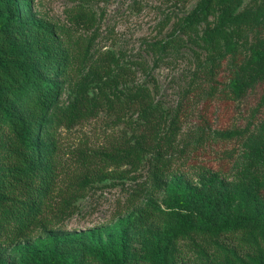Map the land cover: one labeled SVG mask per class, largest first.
Listing matches in <instances>:
<instances>
[{
  "label": "rangeland",
  "instance_id": "1",
  "mask_svg": "<svg viewBox=\"0 0 264 264\" xmlns=\"http://www.w3.org/2000/svg\"><path fill=\"white\" fill-rule=\"evenodd\" d=\"M28 1L30 15L62 27L69 52L53 108L73 109L75 114L71 123H61L55 131V193L66 201L58 217L55 211L46 213L45 224L37 223L26 237L0 242V262L13 264L20 250L47 248L54 240L117 239L119 220L151 194L156 143L167 132L173 145L167 153L169 177L196 179L203 167L233 177L242 146L264 123V58L255 57L257 49H264V34L246 26L228 28L243 53L246 85L235 100L224 94L208 98V75L224 82L231 67L230 58L217 59L224 52L222 42L204 40L218 25L221 6L187 29L202 0ZM243 13L262 15L264 27V0H240L232 14ZM169 39L173 44L161 46ZM213 60L218 65L210 73ZM138 91L147 92L156 108L153 124L132 100ZM86 105L91 111L80 117L77 110H86ZM179 107V125L170 128ZM222 129L231 137L214 136ZM118 140L123 151L130 150L128 156L109 162L103 173L87 176L84 156L108 157L110 145ZM223 240L227 247L215 262L185 249L183 260L174 264H236L240 256L229 251L233 243Z\"/></svg>",
  "mask_w": 264,
  "mask_h": 264
},
{
  "label": "trees",
  "instance_id": "2",
  "mask_svg": "<svg viewBox=\"0 0 264 264\" xmlns=\"http://www.w3.org/2000/svg\"><path fill=\"white\" fill-rule=\"evenodd\" d=\"M239 1L202 0L186 22L188 29L212 7H222L218 25L204 40L221 41L224 52L217 59L230 58L231 67L224 82L208 75V98L224 94L235 100L246 85L243 53L228 28L246 26L264 34L262 15L232 14ZM61 34L62 27L30 15L28 0H0V242L26 237L37 223L45 224L46 213L55 211L58 217L66 201L55 193V131L61 123H71L75 114L67 108L53 111L69 56ZM173 42L169 39L161 46ZM255 57L263 59L264 49H257ZM215 60L210 73L218 65ZM132 100L144 118L155 123L156 108L149 94L138 91ZM86 107L77 110L80 117L91 111ZM179 112L180 107L170 128L179 125ZM168 133L156 143L151 194L119 220L117 239L54 240L47 248L20 250L13 264H174L183 260L185 249L215 262L227 247L225 238L233 243L231 254L240 256L236 264H264V180H259L264 176V123L242 146L231 179L207 167L196 179L182 174L169 177L167 153L173 145ZM214 136L228 139L231 132L216 130ZM122 142L110 145L108 157L85 155L87 176L103 173L117 157L126 158L130 150L123 151Z\"/></svg>",
  "mask_w": 264,
  "mask_h": 264
}]
</instances>
